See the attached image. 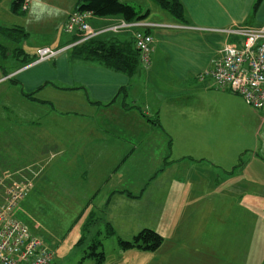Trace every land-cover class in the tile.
Listing matches in <instances>:
<instances>
[{"label": "crops", "instance_id": "0c3cea01", "mask_svg": "<svg viewBox=\"0 0 264 264\" xmlns=\"http://www.w3.org/2000/svg\"><path fill=\"white\" fill-rule=\"evenodd\" d=\"M123 1L156 25L143 29L154 38L151 63L145 67L140 60L132 76L75 53L80 34L63 27L80 0H28L17 12L15 0H0V110L18 112L5 110V101L29 103L18 119L34 113L30 123H0L1 154L8 156L0 158V180L29 181L23 203L33 198L38 181L54 202L57 193L47 195L57 185L49 173L55 170L67 186L68 209H89L88 218L103 217L128 237L149 220L159 223L162 235L182 241L166 255L181 257L177 264H250L248 250H237L238 262L229 258L237 255L232 239L249 238L248 218L232 213L235 206L247 209L248 192L264 193V110L211 87L210 72L225 45H240L224 30L264 26V0L257 8V0H179L183 20L156 0ZM122 20L91 14L87 22L99 32L96 38L134 42L137 28L108 30ZM41 47L68 49L37 62ZM41 158L57 165L44 164L39 180L22 178V167L38 166ZM21 209L17 217L27 221ZM191 233L208 247L184 251ZM219 238L220 254L208 242Z\"/></svg>", "mask_w": 264, "mask_h": 264}, {"label": "rangeland", "instance_id": "374dc122", "mask_svg": "<svg viewBox=\"0 0 264 264\" xmlns=\"http://www.w3.org/2000/svg\"><path fill=\"white\" fill-rule=\"evenodd\" d=\"M145 12L146 10L144 9L143 14ZM0 92H2V89H0ZM1 97L4 98V96ZM5 102H2L4 104L3 108L5 107V110L10 108L12 110H18V112L5 113L4 111L0 110V123H18L17 120H19L20 123H30L33 120L34 113L31 114L30 110L29 113L31 115H25L29 116L28 119H18L20 110L24 112V110L28 108L27 105H29V103L20 104L14 102V105H9ZM8 117L9 121L6 120ZM14 118L17 119L15 120ZM154 121H156V119L151 118V122ZM59 133L63 134V132L60 130ZM15 146L17 147L16 143L10 146L8 149V154L11 151V147ZM26 147H30V145H26ZM61 147L64 146L61 144ZM4 151L5 148L0 145V158L6 157L7 159L8 156L1 154L4 153ZM16 161L17 160L12 162ZM49 161H53L54 165L56 164V159H43L38 162V166L31 165L29 168H27V166L24 168L22 167L21 177L27 178L29 177L28 174H31L35 179L39 180V177L44 173L42 168L43 165ZM57 168V171L61 170L62 166ZM49 173L52 174L51 179L56 178L58 183L56 181L57 185H51V190L47 196H50L51 198L54 193H57V200L53 202L52 200L46 199V194L40 191L43 190V188L37 181L35 184H37L38 187H36L33 192V198L30 199L28 203H21L22 209H20L22 211H27L26 216H24L27 221L17 217V212L20 210V204L16 208L14 215L18 220L24 221V224L29 227L31 233L43 239L46 245H48V247L52 250L55 257V263L53 264H177L179 258L181 257H170L172 259L175 258L176 260L174 263H172L169 257L166 258V255L173 253L178 247L182 246L180 245V243L182 244V241H177L172 239L170 236L162 235L161 225L155 221L149 220L145 227H142L130 237H128L129 235L127 232L121 233V231H117L116 228H114L115 236L106 237V235L103 233L97 234L98 230L107 232V227L106 224H104L102 218L95 217L93 220L95 223L90 229V233H86L84 229L90 220L88 219L89 209H86V211H82V208L68 209V197L64 199L63 196H68V191L66 190L67 186L65 185L62 178L58 177L57 179V177L53 176V173H56L55 170L52 172L50 171ZM37 190L40 192L36 193ZM243 202L249 204L247 209L240 210V207L235 206L232 214H234L233 216H236L237 219L248 218L247 230L249 232V238H247V240H240V237L237 239H232L231 248L236 251L237 255L229 258H232V260L238 262L241 260V258H243L238 256V251L241 250L243 252V250H248L247 257L250 261V264H264V193H259L257 195V193L248 192V195L245 196ZM227 213L231 214L230 212ZM236 225H238L240 229L241 227L243 229L245 228L244 224ZM233 227L236 228V226ZM143 229H150L159 233L163 237L164 248L163 250H160L158 254L154 251H147L138 248L123 250L118 238L125 242L132 241L134 235L136 236ZM205 232L208 231L206 230ZM219 235L220 233H218V236ZM220 238L218 241H214L213 239L208 241L214 248L218 249V254H220L219 249L221 246L224 248L223 242H221ZM187 240L188 241L185 240L186 242L183 244L185 247L184 251H187L191 248L194 250H204L206 249L205 247H208L206 241L204 239L202 240V237H192V233ZM93 244H102V246L97 250V253L103 251L105 258L100 263H98L97 257L94 255L92 256L93 249L91 246ZM197 256L199 257V255H191L192 259ZM187 258L188 257H186V259ZM218 258L223 259V257ZM183 264L195 263L184 262ZM217 264H223V262H217Z\"/></svg>", "mask_w": 264, "mask_h": 264}, {"label": "built area", "instance_id": "2783aa9c", "mask_svg": "<svg viewBox=\"0 0 264 264\" xmlns=\"http://www.w3.org/2000/svg\"><path fill=\"white\" fill-rule=\"evenodd\" d=\"M18 1V0H15ZM25 10L28 0H21ZM91 13L76 11L64 25L66 32L78 31L80 38L75 43L81 45L96 38L95 31L87 22ZM156 26L143 20L126 21L112 25L108 30L118 32L122 29L137 28L134 33L135 46L145 67L151 63L154 38L143 29ZM169 27L171 25H164ZM142 29V30H141ZM241 39L240 45L224 46L223 55L210 72L211 87L229 90L241 96L256 110H264V26L235 27L224 30ZM68 48L41 47L36 51L37 62H44L59 56ZM29 181L5 184L0 180V264H53L54 253L29 227L18 220L14 212L29 193Z\"/></svg>", "mask_w": 264, "mask_h": 264}, {"label": "trees", "instance_id": "16d2710c", "mask_svg": "<svg viewBox=\"0 0 264 264\" xmlns=\"http://www.w3.org/2000/svg\"><path fill=\"white\" fill-rule=\"evenodd\" d=\"M164 9L168 10L174 17L179 20L184 18V9L179 0H173L168 2L166 0H156ZM262 0H257L254 8L260 4ZM14 11H18L22 6V1L18 0L14 3ZM79 11L90 12L94 16L107 17L122 15L126 21L141 20L144 16H139L135 8L126 3L123 0H80ZM23 33V31H21ZM10 34H14L9 31ZM16 35V34H15ZM75 53L85 60L100 61L108 68L115 71L126 73L129 76L134 75L140 65V53L135 46L134 42L118 43L114 40H102L99 38L91 39L79 46H77ZM28 97L31 98L30 95ZM154 122H158L157 120ZM158 124V123H157ZM97 215H92L88 219V223L85 226V232L90 233V229L94 225V218ZM102 218L104 224H106L107 232L98 230L97 234H104L106 237L115 236V231L112 226ZM119 239V243L123 250L138 248L147 251H156L163 243V237L150 229H143L132 241H123ZM102 244H93L92 256L98 258V263L104 260V252L97 253V250Z\"/></svg>", "mask_w": 264, "mask_h": 264}]
</instances>
